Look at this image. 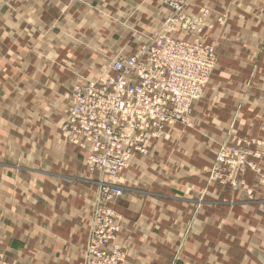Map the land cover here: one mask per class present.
Wrapping results in <instances>:
<instances>
[{
    "label": "crops",
    "instance_id": "0c3cea01",
    "mask_svg": "<svg viewBox=\"0 0 264 264\" xmlns=\"http://www.w3.org/2000/svg\"><path fill=\"white\" fill-rule=\"evenodd\" d=\"M202 7L216 67L193 126L168 130L119 175L123 264H264V185L249 172L236 190L207 183L230 135L264 141V0H196L189 12ZM169 14L155 0H0V135L41 130L53 153L52 170L0 167L8 264L83 263L95 185L84 155L60 142L69 96L81 80L111 75L110 59L135 53ZM7 111L27 113L26 131Z\"/></svg>",
    "mask_w": 264,
    "mask_h": 264
},
{
    "label": "built area",
    "instance_id": "2783aa9c",
    "mask_svg": "<svg viewBox=\"0 0 264 264\" xmlns=\"http://www.w3.org/2000/svg\"><path fill=\"white\" fill-rule=\"evenodd\" d=\"M155 1L170 11L160 29L132 55L110 59L111 75L105 80L76 83L60 126L68 143L84 155L88 171L104 181L90 218L82 264L124 263L117 244L122 217L109 206L122 194L119 175L135 155L148 156L150 145L162 141L174 125H192L194 103L216 67L215 47L202 38L204 31L213 29L208 9L202 7L194 15L189 8L196 0ZM263 159V140L230 135L215 152L207 183L236 190L245 186L249 172L264 185L259 165ZM0 264H8L1 251Z\"/></svg>",
    "mask_w": 264,
    "mask_h": 264
},
{
    "label": "rangeland",
    "instance_id": "374dc122",
    "mask_svg": "<svg viewBox=\"0 0 264 264\" xmlns=\"http://www.w3.org/2000/svg\"><path fill=\"white\" fill-rule=\"evenodd\" d=\"M106 66H108V63ZM1 100L3 103L4 98H2ZM197 102L194 103V106ZM26 116H28L27 113H24V118L20 117L19 115L11 116V114L7 111V117L9 118L7 120L12 121V123L17 125L16 127L18 129L23 130V131H26V129H27L24 126V125H26V123H28L26 121L27 120ZM175 126H177V125H174L173 127H175ZM192 126H193V123L190 127H187V126H183V127L184 128H191ZM60 132H61V130H60ZM23 134L24 135H18L16 133H12L11 134L12 136L10 137L9 140L4 138L2 134L0 135V145L6 147L7 155L10 156V158L6 157L5 149H3V148L0 149V167H6L5 165H7V168L8 169H14V172L20 171L21 167H29V168L34 169V170H37L38 168L39 169L40 168H47V169L52 170L53 169V160H52L53 153H52V149H51L50 145L46 144V140L48 139V136L46 135V133H44L40 130V131H26V133L23 132ZM60 134H61V138H60L61 144L67 148H68V146L73 148V146H71L68 143V141L64 138L63 134L62 133H60ZM1 139L3 140V142H1ZM145 157H147V156H145ZM82 161H83L82 162L83 166L85 167V169L87 171V173H86L87 177H90L92 180L91 183H93L95 185L94 186L95 190L93 192V197H92V209H91V214H90V217H92L93 211H94V205H95L96 201L98 200V197L100 194V184L103 183L104 181H103V177L100 174L89 172L85 161L84 160H82ZM11 166H13V167H11ZM129 166H130V164H129ZM73 174L76 175L75 173H73ZM120 183L121 182H120V177H119L117 185L122 189L121 196L113 199L111 201V203L109 204L110 208L114 212H116L117 214H119V213L114 210L113 206L117 203V201L120 198L123 197V195H125V190L122 188ZM88 225H90V221H89Z\"/></svg>",
    "mask_w": 264,
    "mask_h": 264
},
{
    "label": "bare ground",
    "instance_id": "6f19581e",
    "mask_svg": "<svg viewBox=\"0 0 264 264\" xmlns=\"http://www.w3.org/2000/svg\"><path fill=\"white\" fill-rule=\"evenodd\" d=\"M100 80H105V79L102 78V79H100ZM74 86H75V85H74ZM72 89H73V88H72Z\"/></svg>",
    "mask_w": 264,
    "mask_h": 264
}]
</instances>
